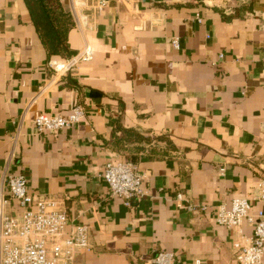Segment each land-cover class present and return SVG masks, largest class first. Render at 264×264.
Returning <instances> with one entry per match:
<instances>
[{
    "label": "crops",
    "instance_id": "0c3cea01",
    "mask_svg": "<svg viewBox=\"0 0 264 264\" xmlns=\"http://www.w3.org/2000/svg\"><path fill=\"white\" fill-rule=\"evenodd\" d=\"M87 14V26L68 33L69 54L55 57L24 0H0V187L5 173H24L36 198L67 214V229L88 227L90 247L73 264H137L158 251H173L175 264H237L238 229L218 224L215 207L235 197L257 207L264 0H106ZM84 44L88 60L50 66ZM74 105L85 112L79 123L36 131V115ZM118 159L144 174L146 195L131 206L102 177ZM186 202L206 208L187 211ZM240 230L249 236L252 224Z\"/></svg>",
    "mask_w": 264,
    "mask_h": 264
},
{
    "label": "built area",
    "instance_id": "2783aa9c",
    "mask_svg": "<svg viewBox=\"0 0 264 264\" xmlns=\"http://www.w3.org/2000/svg\"><path fill=\"white\" fill-rule=\"evenodd\" d=\"M106 0L88 4L87 0H71L70 12L76 26H87V9H103ZM178 47V40L172 41ZM91 49H82L65 61H51L56 71H67L78 62L88 60ZM222 57V55H219ZM85 116L82 106L74 105L68 113L41 112L33 120L38 133H56L79 123ZM102 177L111 197H118L125 206L141 200L146 195L144 174L136 163L128 159L106 161ZM0 187V264H73L81 250L89 249L88 227L72 223L67 229L68 216L57 210L52 199L36 198L28 189L24 173H5ZM256 209L246 197H235L230 205L220 203L215 207V221L227 228H236L231 247L237 264H264V177L258 179L253 193ZM177 193L176 202L184 200ZM187 211L204 210L201 203L186 202ZM243 221L252 224L251 235H245L240 226ZM173 251H158L137 264H175ZM199 264V259L194 261Z\"/></svg>",
    "mask_w": 264,
    "mask_h": 264
},
{
    "label": "trees",
    "instance_id": "16d2710c",
    "mask_svg": "<svg viewBox=\"0 0 264 264\" xmlns=\"http://www.w3.org/2000/svg\"><path fill=\"white\" fill-rule=\"evenodd\" d=\"M35 31L49 56L69 54L68 33L74 19L61 0H24ZM134 137L137 138L135 133ZM131 159H134L131 156Z\"/></svg>",
    "mask_w": 264,
    "mask_h": 264
}]
</instances>
